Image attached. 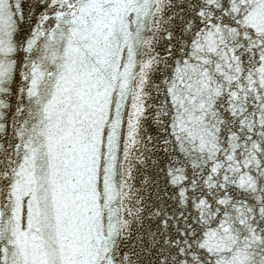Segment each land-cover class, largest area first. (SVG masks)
Listing matches in <instances>:
<instances>
[{
    "label": "snow or ice",
    "instance_id": "6c2138e0",
    "mask_svg": "<svg viewBox=\"0 0 264 264\" xmlns=\"http://www.w3.org/2000/svg\"><path fill=\"white\" fill-rule=\"evenodd\" d=\"M0 264H264V0H0Z\"/></svg>",
    "mask_w": 264,
    "mask_h": 264
}]
</instances>
